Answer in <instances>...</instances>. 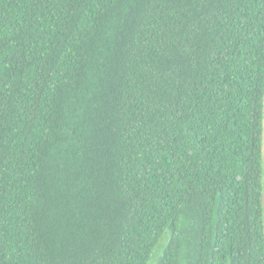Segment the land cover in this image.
<instances>
[{
  "label": "trees",
  "instance_id": "obj_1",
  "mask_svg": "<svg viewBox=\"0 0 264 264\" xmlns=\"http://www.w3.org/2000/svg\"><path fill=\"white\" fill-rule=\"evenodd\" d=\"M0 264H264V0H0Z\"/></svg>",
  "mask_w": 264,
  "mask_h": 264
}]
</instances>
